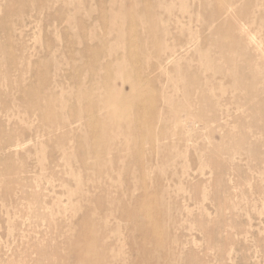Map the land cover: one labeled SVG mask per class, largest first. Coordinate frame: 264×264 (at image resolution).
<instances>
[{"label":"rangeland","instance_id":"rangeland-1","mask_svg":"<svg viewBox=\"0 0 264 264\" xmlns=\"http://www.w3.org/2000/svg\"><path fill=\"white\" fill-rule=\"evenodd\" d=\"M262 51L264 0H0V264H264Z\"/></svg>","mask_w":264,"mask_h":264},{"label":"bare ground","instance_id":"bare-ground-1","mask_svg":"<svg viewBox=\"0 0 264 264\" xmlns=\"http://www.w3.org/2000/svg\"><path fill=\"white\" fill-rule=\"evenodd\" d=\"M220 5H222V4H220ZM228 11L229 10H226V9H221V15H228ZM220 15V16H221ZM242 33L244 34V36L245 37H239V39L241 40V41H243V42H245V41H247V42H249V43H256V40H255V38L253 37V36H251L249 33H247V32H243L242 31ZM173 50H175V49H173ZM176 53H178L177 51L173 54V55H170L169 56V58H167V59H170V58H173V59H176L178 56H177V54ZM262 58L264 59V51H262ZM162 67V66H161ZM111 94V97L114 99V101H113V103H112V107L114 108V109H116L117 108V104H118V101H117V98L119 97V95H120V93L119 92H111L110 93ZM87 110H89L88 111V113L89 112H91L92 111V105H89L88 107H87ZM51 116H48V121H50V122H53L54 121V119L51 117ZM80 119V118H79Z\"/></svg>","mask_w":264,"mask_h":264}]
</instances>
